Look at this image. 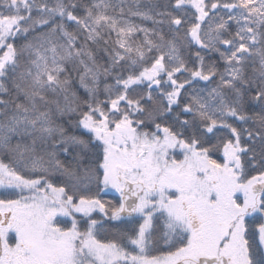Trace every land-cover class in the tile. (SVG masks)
Returning a JSON list of instances; mask_svg holds the SVG:
<instances>
[{
  "label": "snow or ice",
  "instance_id": "obj_1",
  "mask_svg": "<svg viewBox=\"0 0 264 264\" xmlns=\"http://www.w3.org/2000/svg\"><path fill=\"white\" fill-rule=\"evenodd\" d=\"M0 264H264V0H0Z\"/></svg>",
  "mask_w": 264,
  "mask_h": 264
}]
</instances>
